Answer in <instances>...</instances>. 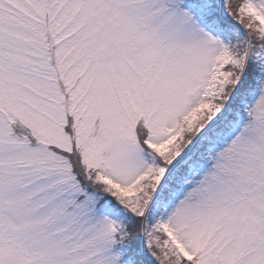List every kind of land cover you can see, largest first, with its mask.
I'll return each mask as SVG.
<instances>
[{
	"label": "snow or ice",
	"instance_id": "6c2138e0",
	"mask_svg": "<svg viewBox=\"0 0 264 264\" xmlns=\"http://www.w3.org/2000/svg\"><path fill=\"white\" fill-rule=\"evenodd\" d=\"M0 264H264V0H0Z\"/></svg>",
	"mask_w": 264,
	"mask_h": 264
}]
</instances>
